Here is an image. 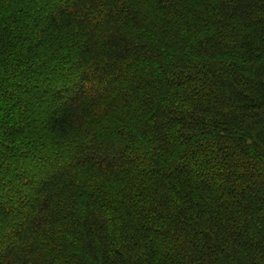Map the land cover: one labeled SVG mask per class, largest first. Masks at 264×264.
Here are the masks:
<instances>
[{
  "label": "trees",
  "instance_id": "trees-1",
  "mask_svg": "<svg viewBox=\"0 0 264 264\" xmlns=\"http://www.w3.org/2000/svg\"><path fill=\"white\" fill-rule=\"evenodd\" d=\"M0 264H264V0H0Z\"/></svg>",
  "mask_w": 264,
  "mask_h": 264
}]
</instances>
